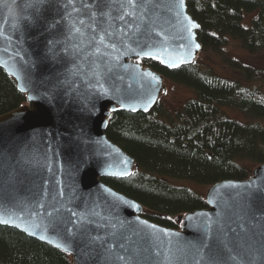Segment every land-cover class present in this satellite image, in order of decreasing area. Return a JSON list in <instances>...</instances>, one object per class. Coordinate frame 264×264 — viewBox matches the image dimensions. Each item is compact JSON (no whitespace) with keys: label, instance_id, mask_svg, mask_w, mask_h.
<instances>
[{"label":"water","instance_id":"95a60500","mask_svg":"<svg viewBox=\"0 0 264 264\" xmlns=\"http://www.w3.org/2000/svg\"><path fill=\"white\" fill-rule=\"evenodd\" d=\"M189 1L18 0L19 27L0 3V68L28 103L0 116V226L71 264H264V164L211 186L179 230L103 182L137 169L106 135L113 115L167 94L142 61L174 71L203 51Z\"/></svg>","mask_w":264,"mask_h":264},{"label":"trees","instance_id":"16d2710c","mask_svg":"<svg viewBox=\"0 0 264 264\" xmlns=\"http://www.w3.org/2000/svg\"><path fill=\"white\" fill-rule=\"evenodd\" d=\"M187 7L201 27L197 35L204 53L224 55L233 39L252 55L264 54V0H190ZM245 13H256L249 16L250 27L242 25ZM224 57L241 80L220 78L201 69L198 61L169 71L158 62L143 60L144 67L192 89L194 97L175 114L160 101L149 114L119 112L110 120L108 139L136 160L137 169L130 178L103 182L144 206L143 217L162 227L179 230L185 215L207 209L200 194L171 181L204 187L245 181L264 164V71ZM27 104L15 81L0 68V116ZM224 109L252 120H232ZM0 264H71V259L0 226Z\"/></svg>","mask_w":264,"mask_h":264},{"label":"rangeland","instance_id":"374dc122","mask_svg":"<svg viewBox=\"0 0 264 264\" xmlns=\"http://www.w3.org/2000/svg\"><path fill=\"white\" fill-rule=\"evenodd\" d=\"M255 15L256 13L254 14L245 13L244 19L242 21V25L244 27H250L252 23H250L251 18L249 16L254 17ZM230 42L231 43L226 48H224L225 56L240 62L243 66L254 68L255 70L258 71H264V54L252 55L251 53H249L248 51L244 50L241 47L240 42L235 41L233 39ZM224 55H218L214 53H204V51H202L197 61L201 69L213 72L215 75H217L220 78L227 80H241V76L239 75V72L228 67V65L224 61L225 58ZM166 82H167V94L160 101L162 103V106L169 113L175 114L178 110H180L183 107V105L188 100L194 97L195 93L192 89L173 84L169 80H167ZM223 111L230 119L241 123H247L252 120L246 114L236 110L224 109ZM251 168L253 170L254 167ZM171 182H173V184L186 186L194 190L195 192L200 194L204 198V200H205V195L210 188V187L199 186L192 182L191 183L182 182L177 180H173ZM182 219L179 222V227L181 226Z\"/></svg>","mask_w":264,"mask_h":264},{"label":"clouds","instance_id":"9594fccd","mask_svg":"<svg viewBox=\"0 0 264 264\" xmlns=\"http://www.w3.org/2000/svg\"><path fill=\"white\" fill-rule=\"evenodd\" d=\"M27 2L29 3L30 8H32V0H27ZM0 3L4 4V10L5 14L8 16L9 25L19 27L23 24L25 19H30V16L21 15L19 8L17 7L18 0H7V2H5V0H0ZM8 9H11L12 13H9Z\"/></svg>","mask_w":264,"mask_h":264},{"label":"snow or ice","instance_id":"6c2138e0","mask_svg":"<svg viewBox=\"0 0 264 264\" xmlns=\"http://www.w3.org/2000/svg\"><path fill=\"white\" fill-rule=\"evenodd\" d=\"M196 47L198 48V47H199V45H196Z\"/></svg>","mask_w":264,"mask_h":264}]
</instances>
